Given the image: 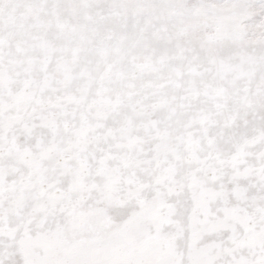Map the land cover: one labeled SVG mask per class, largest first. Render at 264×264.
Masks as SVG:
<instances>
[{"label":"snow or ice","instance_id":"1","mask_svg":"<svg viewBox=\"0 0 264 264\" xmlns=\"http://www.w3.org/2000/svg\"><path fill=\"white\" fill-rule=\"evenodd\" d=\"M0 264H264V0H0Z\"/></svg>","mask_w":264,"mask_h":264}]
</instances>
